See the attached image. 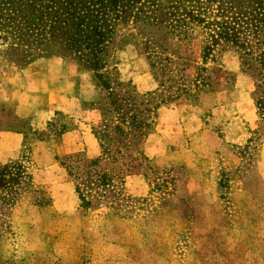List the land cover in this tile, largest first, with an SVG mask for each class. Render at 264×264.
Wrapping results in <instances>:
<instances>
[{
    "label": "rangeland",
    "instance_id": "374dc122",
    "mask_svg": "<svg viewBox=\"0 0 264 264\" xmlns=\"http://www.w3.org/2000/svg\"><path fill=\"white\" fill-rule=\"evenodd\" d=\"M258 1L150 0L116 21L98 58L0 29V80L12 88L45 76L53 57L79 89L90 80L96 97L85 106L102 113L94 132L103 147L92 168L83 153H63L58 114L0 165V264H264ZM243 76L257 118L239 136L224 114L234 115ZM40 141L60 166L46 168Z\"/></svg>",
    "mask_w": 264,
    "mask_h": 264
},
{
    "label": "crops",
    "instance_id": "0c3cea01",
    "mask_svg": "<svg viewBox=\"0 0 264 264\" xmlns=\"http://www.w3.org/2000/svg\"><path fill=\"white\" fill-rule=\"evenodd\" d=\"M235 63L234 61L233 64ZM44 64L45 76L27 78L24 89L12 88L7 82L0 80V165L18 160L25 148L28 134L32 131L45 130L58 114L64 115L67 119V127L61 132L59 141L63 153H85L89 157L102 154V145L94 132V127L102 119V113L97 107L85 106L86 102L91 103L96 97L90 80L86 82L83 80L79 89L70 76V66L62 58H48ZM231 69L238 71L237 65ZM245 77L242 78L245 80ZM244 82L248 87L240 92V97L233 107L234 115L232 117L227 115V110L224 114L230 131L233 134L236 132L239 136L249 131V126H252L257 118L254 104L250 99L251 81L246 77ZM163 114L173 115L175 111L166 108L162 109ZM20 121L25 125H20ZM147 143L146 149L150 153L154 151L157 153L161 149V145L158 146L150 139ZM36 152L42 156L40 158L46 157L49 161L46 168L60 166L53 149L45 147L43 141L38 143ZM259 169L264 176V145Z\"/></svg>",
    "mask_w": 264,
    "mask_h": 264
},
{
    "label": "trees",
    "instance_id": "16d2710c",
    "mask_svg": "<svg viewBox=\"0 0 264 264\" xmlns=\"http://www.w3.org/2000/svg\"><path fill=\"white\" fill-rule=\"evenodd\" d=\"M149 1L0 0V29L7 32L11 29L20 42L56 41L77 54L87 52L90 57L98 58L110 42L116 21L134 16L140 11L138 5ZM260 8L264 9V5ZM0 38L5 40L6 36ZM83 155L90 160L92 168L103 156V147L97 157ZM69 171L71 174V168Z\"/></svg>",
    "mask_w": 264,
    "mask_h": 264
}]
</instances>
